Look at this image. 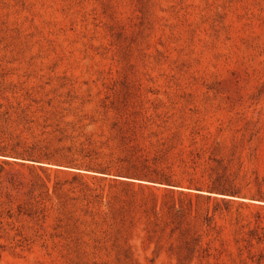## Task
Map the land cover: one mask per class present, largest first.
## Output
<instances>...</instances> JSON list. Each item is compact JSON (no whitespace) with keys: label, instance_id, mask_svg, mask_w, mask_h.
I'll use <instances>...</instances> for the list:
<instances>
[{"label":"rangeland","instance_id":"1","mask_svg":"<svg viewBox=\"0 0 264 264\" xmlns=\"http://www.w3.org/2000/svg\"><path fill=\"white\" fill-rule=\"evenodd\" d=\"M0 147V264H264V0H0Z\"/></svg>","mask_w":264,"mask_h":264},{"label":"trees","instance_id":"2","mask_svg":"<svg viewBox=\"0 0 264 264\" xmlns=\"http://www.w3.org/2000/svg\"><path fill=\"white\" fill-rule=\"evenodd\" d=\"M14 156L12 157H18L21 159H27V160H33V161H38V162H43L40 159H45L46 163H50L49 161L52 160V158L50 156H39V157H34L32 156V154L26 153V152H13ZM0 155L7 157V156H11V155H7L5 154V150L3 148L0 147ZM34 159H31V158ZM48 161V162H47ZM60 163H63L61 165L64 166H68V167H74V165H76L72 158L68 155H64L63 158L61 160H59ZM84 169L85 170H91V171H95V172H99V173H104V174H112L115 176V178H119V179H130V180H139V181H152V182H157V183H161V184H165V185H172L170 184V179L168 178V176H166L165 174H161L158 172H150L148 169L145 168V166L143 167H138V166H129L126 167L124 169H117V170H109L108 168H105L103 166L100 165H91V164H85L84 165ZM77 169H83V168H79L76 167ZM154 173V174H152ZM216 191H219L218 193L221 194H226L225 192H227L226 189H222V188H213ZM231 195V194H228Z\"/></svg>","mask_w":264,"mask_h":264}]
</instances>
